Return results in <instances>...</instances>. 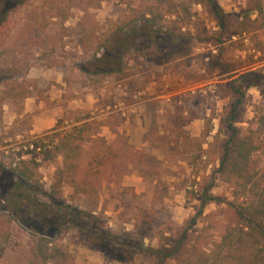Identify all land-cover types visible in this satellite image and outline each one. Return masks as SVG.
<instances>
[{"label":"rangeland","instance_id":"1","mask_svg":"<svg viewBox=\"0 0 264 264\" xmlns=\"http://www.w3.org/2000/svg\"><path fill=\"white\" fill-rule=\"evenodd\" d=\"M195 1L175 0L178 19L164 4L148 3L154 18L131 22L138 0H111L97 8L86 0H0V21L10 23L0 45L10 43L28 60L25 81L33 83L26 99L3 105L0 264H27L29 234L55 242L74 264H154L163 230L197 215L204 191L215 200L202 208L193 237L225 211L232 190L216 174L226 141L222 121L231 99L240 100L235 126L245 134L264 109V84L242 96L233 89L247 74L264 76V13L248 12L256 0H215L224 17L221 29ZM150 88L152 95L181 89L170 100L174 114L160 117L155 100L141 103ZM118 104L126 108L124 116ZM139 112V119L149 121L142 137H151L160 154L136 150L121 137L113 144L123 156L114 164L119 176L110 174L96 195L73 199L69 184L50 195L61 157L42 161L32 182L14 173L35 155L26 144L52 129L85 124L89 134L104 135L111 144L128 115L131 122ZM191 121L186 130L183 124ZM257 143L261 160L262 137ZM44 144L53 154L55 143Z\"/></svg>","mask_w":264,"mask_h":264},{"label":"trees","instance_id":"2","mask_svg":"<svg viewBox=\"0 0 264 264\" xmlns=\"http://www.w3.org/2000/svg\"><path fill=\"white\" fill-rule=\"evenodd\" d=\"M111 0H86L91 8H97L102 2ZM164 4L173 17L178 19L174 9L175 0H138L136 19L154 18L152 4ZM197 5L208 10L212 18L220 25L223 13L215 0H196ZM249 13L263 14L264 0H256L249 7ZM169 13V15H170ZM181 23L184 20L181 17ZM10 23L4 18L0 21V34L9 30ZM5 51L0 54V124L4 102L26 99L33 83L25 81L26 71L30 68L28 60L15 53L10 43L0 45ZM64 74L63 67L58 68ZM30 84V85H29ZM234 87V93L243 95V90L264 84V76L250 73L241 77ZM229 102V110L222 121L226 129V141L219 157L216 174L221 183L232 190V201L227 203L225 211L208 221L192 236L193 229L202 215V208L215 199L204 191L200 197V210L197 215L172 228L163 230V243L152 252L154 264H264V155L259 160L260 147L257 141L264 140V109L262 113L248 123L245 134L235 124L236 108L240 100ZM50 134L27 143L35 154L30 161H21L14 173L26 182L34 181V171L46 158L61 157L62 167L55 173V181L50 187V195H59L60 187L69 184L73 188L72 198L96 195L101 185L110 174H116L115 160L123 157L115 152L113 144L88 133L85 124L74 126L69 130L48 131ZM216 140V137L213 139ZM54 144L53 154L44 144ZM88 145V147H86ZM20 147H23L22 145ZM38 161V162H37ZM263 167H256V162ZM108 171V172H107ZM215 220V223H214ZM4 231L0 222V236ZM169 234V237H165ZM27 264H74L71 256L64 252L55 242L29 234L26 239Z\"/></svg>","mask_w":264,"mask_h":264},{"label":"crops","instance_id":"3","mask_svg":"<svg viewBox=\"0 0 264 264\" xmlns=\"http://www.w3.org/2000/svg\"><path fill=\"white\" fill-rule=\"evenodd\" d=\"M55 83L59 84V81H56ZM60 85L62 86V84H60ZM150 90H151V88L147 89V92H150V93H148L150 95L149 99L147 98L144 102H141V103L143 104L149 100H155L156 101L155 105H156V110H157L156 112H159L160 117H166L168 115L174 114L175 109H174L172 103H170V100H171V98H173V96H175L177 93H179L181 91V89H168V88L166 89L165 88L163 90V92L161 91L157 95H152ZM118 108H119L118 112L121 113V116H124L125 114L123 113V111L126 108H122L121 104H118ZM143 109H144V107H143ZM138 115H142V114L139 112V114H137L136 117L135 116L133 117L131 122L129 121L130 120L129 117H131V116L128 115L123 126L120 125L119 128H117L116 134H113L112 138H110L112 140L111 144L116 143L118 140L121 139V137H124L129 146L130 145H136L135 146L136 150L142 149L151 155H159L160 152L154 151L153 148L151 147V137H149V138L142 137V135L145 134V132H147V129L149 126V121H147V117L143 114L144 117L139 119ZM187 125L188 126H186V124H183V127L186 130H189L190 126H193L194 123H193V121H191V122L187 123ZM48 126H50V123H48ZM123 131H124V133H122ZM102 136H104V135H102ZM102 136L101 137L99 136V137L102 138Z\"/></svg>","mask_w":264,"mask_h":264},{"label":"built area","instance_id":"4","mask_svg":"<svg viewBox=\"0 0 264 264\" xmlns=\"http://www.w3.org/2000/svg\"><path fill=\"white\" fill-rule=\"evenodd\" d=\"M29 148H32V147H29Z\"/></svg>","mask_w":264,"mask_h":264}]
</instances>
